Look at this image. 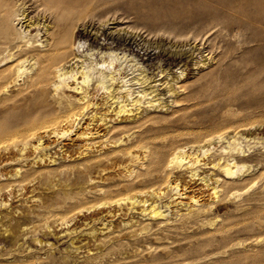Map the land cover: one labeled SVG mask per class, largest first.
Wrapping results in <instances>:
<instances>
[{
    "label": "rangeland",
    "instance_id": "374dc122",
    "mask_svg": "<svg viewBox=\"0 0 264 264\" xmlns=\"http://www.w3.org/2000/svg\"><path fill=\"white\" fill-rule=\"evenodd\" d=\"M83 6L72 44L100 61L96 51L108 42L119 53L106 65L127 87H143L132 80L137 68L152 84L165 73L168 79L184 73L173 95L155 86L163 107L145 103L136 116L98 107L106 124L90 120L91 107L79 115V104L63 106L51 90L53 74L43 92L26 88L34 69L15 82L0 80V264H264V0H89ZM27 7L21 9L35 16ZM16 17L10 36L20 47H28L29 37L34 44L48 39L40 28L44 18L26 25L23 15ZM200 56L205 64L194 65ZM10 63L4 59L0 68ZM103 94L98 88L93 99ZM72 111L80 119L65 123ZM88 130L91 141L79 135ZM222 131L247 150L243 175L209 179V187L170 161L178 147L200 144L209 147L207 160L223 144L215 137ZM131 195L158 205L164 219L133 206Z\"/></svg>",
    "mask_w": 264,
    "mask_h": 264
},
{
    "label": "bare ground",
    "instance_id": "6f19581e",
    "mask_svg": "<svg viewBox=\"0 0 264 264\" xmlns=\"http://www.w3.org/2000/svg\"><path fill=\"white\" fill-rule=\"evenodd\" d=\"M87 1L89 0H0V37L2 39H5V41L2 42L3 46L0 47V53H2L5 49L7 50L5 55L2 58H0V62L4 59L11 62L10 64L8 65L5 64L4 67L0 68V80L7 79L6 81H8V79L11 78L9 82H15L18 79H20V77L23 75L24 72H27L26 70H29L28 68L32 70L34 69L33 72L29 75L30 76L29 79L26 81L25 84L26 88H28L29 90L30 89L34 90L37 88L38 90H40V92H43V86L47 83L48 75L53 74L55 76V80H53L51 83V90L53 94L56 95L57 100L61 104H63V106H67V107H69V105L74 103L79 104V109L81 110L78 113L79 115L81 113H83L84 115V111L87 112L88 109L91 107V110L88 111V116L92 121L95 117H98L97 121L100 119V121L103 120V122H105L104 120L106 119L104 118V116L106 114L103 113L102 111L101 112L97 111L98 107H102V106L105 108L104 111H110L113 114V116H119L123 114L130 116L131 113H133L134 116H136L137 114L140 113L139 109L142 108L145 103L154 107L165 106L166 105L164 103L165 101L163 102L160 99L161 97L159 96V93L156 92L157 88L155 86L164 85L167 92H170L171 95L175 94L177 92L175 88V84H177L178 78H181V76L183 75L184 73L183 69H180L178 71V74L176 73L177 75L175 74L176 79L175 78L168 79L170 73H165L163 78L159 79L158 82L156 81L155 83L152 84L151 81H153L154 79L149 80L146 74L143 73L144 70L141 68H137L139 72L135 74L132 80H134L133 83L139 84V86H143V87L141 89L135 90L133 88L127 87L128 84L125 82L124 76L117 77L115 73L116 70L113 68L111 69L110 64L109 66L106 65L107 59H109L110 63H112L115 55L119 53L117 51H114L112 49V46L108 45V42H104V41L100 42V46L96 51L97 54H99L100 56V61L91 58L90 55L92 53H88L89 54L88 57L85 56L84 54L85 52L82 53L83 49H80L81 46L77 45L76 48L74 47V45L71 42V39L73 34L75 33L76 30L75 28L78 25L76 19H78V17L81 15L82 12L81 10L84 7L83 5H85ZM25 5L28 6L27 8H25V10L32 8L33 10L36 11L35 16L34 15L30 16L29 14L30 12H25L24 8L21 9ZM20 9H21V13H18ZM84 13L86 12L84 11ZM18 14L23 15V18L25 19L23 21H26V25H30L34 23V21L38 18V16L44 18V21L43 20H42L43 22L41 21L42 25L40 28L45 30L46 34L48 35V39H46V41L44 40V43L39 40L40 41L39 43L34 44V42L37 41V39L29 37L24 41V44H26L28 47H22V46L20 47L21 43L11 38L10 36L11 35L10 31L13 26V21L17 18L16 16ZM33 17L35 18L34 20L32 19ZM206 17H208V15ZM68 20L71 21V23ZM66 21L68 22L66 23ZM39 22L40 20L37 19V23ZM68 23H70V25ZM216 23H220V22H216ZM66 24H68L69 26ZM38 29L36 31H38ZM216 29L218 30L217 27ZM209 30H211V28L208 29L207 31ZM214 31L216 32V30ZM184 33L177 31L176 35L178 36L181 35L182 37L183 35H186V38L188 39L189 37L188 34H184ZM193 34L194 33H192V35ZM192 35H190V37ZM193 36H196V34H194ZM216 36L213 35L212 37H216ZM182 37H180V39ZM209 37L210 36L208 35L207 39H209ZM212 37L209 40L212 41ZM183 38L185 39V37ZM191 38L193 39V37ZM194 38L196 39V37ZM187 39L185 40L187 41ZM196 41L197 40H195V42ZM200 41H202V38ZM85 48L87 49V47ZM86 57L88 58L87 61L85 60ZM193 63L194 65L205 64V60L202 58V56H200V57H196L193 60ZM252 64H253L252 62L251 64L249 63L250 66H252ZM251 77H253V75ZM231 78H233V76ZM145 83H147V85L149 83L151 84H149L148 87L147 86L145 87ZM98 88L102 89V92H104L103 94L104 96L100 101L97 100L95 101L93 99V95H94V91ZM66 90L72 92V94L74 93V95L71 96L67 94ZM98 113H100L99 116H97ZM79 115H76V112L72 111L68 114H65L63 121L65 123L67 122L72 123L74 121L77 122L76 119L78 118ZM133 122L136 123L135 121ZM129 124L130 123L125 121V127ZM137 126H138L137 124H134L132 127H137ZM223 132L224 131H222V133H218L215 136L219 141H222L223 144L220 143L222 145L220 147L218 146L219 148L218 149L216 148L217 151L214 154L210 155L211 157L209 156L210 158H208L207 160H203L202 156L206 154V152L209 150V147L205 148L200 144L196 149H192L193 146H191L192 149L191 151H189L188 148H186V146L178 147L176 151L174 150L175 153L172 159H170V161L172 160L178 165H182L184 168H186L191 178H195L196 176H198L203 181L202 185L204 186H208L209 184H211L209 183V179L213 180L214 183H218L221 180L224 181L225 179L228 178L230 179L232 177H235L236 175H239V173H241L243 169L245 170L248 168V167L244 168L246 167V164L242 163L243 161L245 162L246 156L248 155V153L246 152L247 150L243 149L240 146L241 144L239 145L240 142L236 140L235 135L224 134L225 132L224 133ZM89 134L92 137L89 130L87 133L81 131L79 135L83 136L84 138H87V140L89 141L90 140ZM212 138L213 137H211V139ZM87 143L90 144L89 142ZM260 159H264V154L261 153ZM201 168H209V169L212 168L216 172L212 170L210 172L209 171L204 172L202 170L201 172L202 175H201V173H199ZM241 174L243 175L244 173ZM178 183L179 182H176L171 188L178 189L179 187ZM210 186L211 185H209V187ZM199 188L198 190H200ZM212 188H214L213 189L214 192H217L216 186L213 185ZM192 191L194 192V189ZM195 192H197V190H195ZM150 194L154 196L157 195L158 192L154 190L151 191ZM180 194L184 195L185 192L182 191L181 193H179L178 197ZM130 197H132V195ZM146 201L147 199L141 201L138 200L137 198L132 197L131 204L133 206L134 205L142 206V210L148 209L150 211L151 216H154L156 218H163L165 216V214L159 208L158 205L152 202L146 205ZM176 202L178 203L177 200Z\"/></svg>",
    "mask_w": 264,
    "mask_h": 264
}]
</instances>
